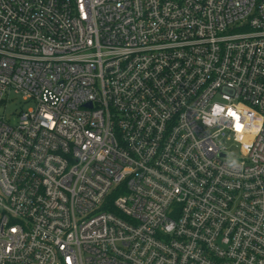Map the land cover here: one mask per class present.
<instances>
[{"label": "built area", "instance_id": "2783aa9c", "mask_svg": "<svg viewBox=\"0 0 264 264\" xmlns=\"http://www.w3.org/2000/svg\"><path fill=\"white\" fill-rule=\"evenodd\" d=\"M9 90L0 264H264V0H0Z\"/></svg>", "mask_w": 264, "mask_h": 264}, {"label": "rangeland", "instance_id": "374dc122", "mask_svg": "<svg viewBox=\"0 0 264 264\" xmlns=\"http://www.w3.org/2000/svg\"><path fill=\"white\" fill-rule=\"evenodd\" d=\"M5 99V103L0 107V115L5 116V119L11 122H13L17 113L31 107V103H24L21 95L14 90H9Z\"/></svg>", "mask_w": 264, "mask_h": 264}, {"label": "clouds", "instance_id": "9594fccd", "mask_svg": "<svg viewBox=\"0 0 264 264\" xmlns=\"http://www.w3.org/2000/svg\"><path fill=\"white\" fill-rule=\"evenodd\" d=\"M229 166H230V167H233V168H236V167H239V166H240V163H239L238 160L233 159V160H231V161L229 162Z\"/></svg>", "mask_w": 264, "mask_h": 264}]
</instances>
